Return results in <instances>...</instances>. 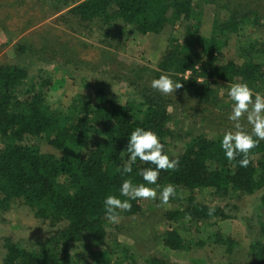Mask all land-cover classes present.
<instances>
[{"label": "trees", "instance_id": "1", "mask_svg": "<svg viewBox=\"0 0 264 264\" xmlns=\"http://www.w3.org/2000/svg\"><path fill=\"white\" fill-rule=\"evenodd\" d=\"M221 1L74 0L67 15L82 26L95 22L101 33L108 31L107 37L115 24L142 36L160 35L170 28L151 78L170 74L183 84L176 94L188 96L207 111L225 105L219 96L222 87L229 90L234 83H247L254 92L264 89V0H248L246 6L243 0H227L217 6L212 28L206 30L203 7ZM225 8L228 17L221 16ZM249 26L258 35L247 32ZM232 40L237 59L226 58ZM19 48L22 53L26 49ZM84 81L92 94H78L68 105L52 106L51 78L27 67L0 65V212L24 206L54 228L41 242L5 239L2 264H172L159 257L138 262L109 231L114 225L106 219L104 201L109 195L128 199L120 193L125 179L156 188L158 196L163 186L175 185L177 195L169 201L172 208L163 212L170 229L160 242L175 251L192 250L193 244L208 247L204 250L213 256H206L205 262L211 264L217 255L234 264L231 259L243 250L238 238L220 227L232 219L229 206L220 202L260 193L255 222L248 227L251 243L246 257L250 264H264V140L251 151L249 166L240 167V155L232 161L226 158L222 138L200 134L176 139L169 112L172 101L167 96L145 91L122 103L110 88ZM224 97L230 98L228 93ZM232 106L233 101L230 111ZM136 128L155 132L165 153L179 160L178 170L160 171L154 185L144 181L139 171L155 165L139 158L131 173L118 171L129 160L127 143ZM203 191H208L212 204L198 199L197 193ZM129 202L131 210L120 212L124 219L142 210L141 199ZM210 208L215 209L212 215ZM195 228L202 234L198 239L192 232Z\"/></svg>", "mask_w": 264, "mask_h": 264}, {"label": "rangeland", "instance_id": "2", "mask_svg": "<svg viewBox=\"0 0 264 264\" xmlns=\"http://www.w3.org/2000/svg\"><path fill=\"white\" fill-rule=\"evenodd\" d=\"M75 1L79 3L83 0ZM73 2L0 0V65L27 67L31 73L51 78L48 101L52 106L62 103L68 105L78 94H92L94 90L85 88L84 79L92 86L98 82L110 88L114 92L115 100L122 103L145 91L156 92L150 86L153 80L151 72L157 68L166 49L170 28L160 35L142 36L134 33L131 27L115 24L112 36L107 37L105 35L108 31L101 33L95 22H86L85 26H82L77 18L67 15L74 7ZM227 2L223 0L215 6L208 4L203 7V23L206 30L212 28L217 6H223V3ZM242 2L246 6L248 0ZM239 5L241 6V2ZM227 12L226 8L220 11L221 16L224 17L226 13L228 17ZM262 15L264 16V11ZM249 28L251 27L246 29L247 32L253 31ZM253 34L258 35L254 31ZM19 46H25L23 53ZM235 48V40H232L225 52L227 59H237ZM191 75L192 73H187V77ZM228 92L227 88L222 87L219 96L225 105L208 107L207 111L184 94L168 95L169 102L172 101L169 112L171 117H174L175 124L172 126L176 139L185 137L189 140L192 136L200 134L211 139L223 138L227 131L234 130L232 122L228 119L231 112L228 106L232 100L224 97ZM260 93L264 95V89ZM173 105L179 106V111L175 112ZM181 121L183 124L175 126ZM197 196L204 204L213 203L208 191L197 193ZM259 198L260 193L220 202L221 205H228L232 214V219L221 222L220 227L223 232L238 238L243 249L238 250L231 259L234 264L251 262L246 257V250L251 243L248 227L255 222ZM159 204V199H141L142 210L139 215L125 219L120 217L119 223H112L114 227L109 228V231L117 235L116 241L120 248L134 253L140 263L150 257H159L172 264H211L210 261L205 262L206 256H213L209 255L208 251L206 253V247L196 248L193 244L192 250L175 251L161 244V236L170 229L163 212L172 208V204L157 206ZM200 228L204 229L203 226ZM53 230L49 223L36 218L24 206L16 205L4 213L0 212V264L6 253L3 247L5 239L12 243L41 242L45 241ZM192 232L197 239L202 235L197 228ZM213 258L214 264L229 263L219 255Z\"/></svg>", "mask_w": 264, "mask_h": 264}, {"label": "clouds", "instance_id": "3", "mask_svg": "<svg viewBox=\"0 0 264 264\" xmlns=\"http://www.w3.org/2000/svg\"><path fill=\"white\" fill-rule=\"evenodd\" d=\"M150 86L162 95L168 96L177 93L183 84L174 81L170 74L163 73L159 78L153 79ZM228 95L233 101L228 119L232 122L234 130H229L223 135L221 147L229 161L235 160L237 155H240L239 165L246 168L253 159L250 155L251 151L264 140V95L254 92L247 83L232 84ZM127 152L130 154L129 160L123 169L118 171H122L123 174L131 173L133 164L139 158L146 164L155 165V168H143L139 171V175L148 184L157 183L160 171H176L179 167V160L172 159L165 153L164 143L151 130L136 128L132 131L127 143ZM120 193L128 199L121 200L109 195L104 201L106 219L110 223H119L120 212L131 210L130 200L159 199L160 204L157 206H165L169 204L170 198L177 195L175 185L163 186L158 197L156 188L147 187L143 183L134 184L131 179L123 181ZM214 211V208H210L208 214L212 215Z\"/></svg>", "mask_w": 264, "mask_h": 264}]
</instances>
